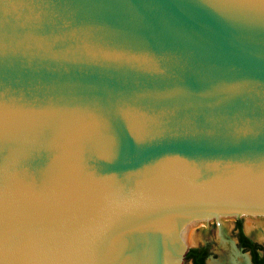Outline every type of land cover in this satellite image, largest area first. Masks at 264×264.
<instances>
[{
	"label": "water",
	"instance_id": "obj_1",
	"mask_svg": "<svg viewBox=\"0 0 264 264\" xmlns=\"http://www.w3.org/2000/svg\"><path fill=\"white\" fill-rule=\"evenodd\" d=\"M264 216V0H0V264H183Z\"/></svg>",
	"mask_w": 264,
	"mask_h": 264
},
{
	"label": "rangeland",
	"instance_id": "obj_2",
	"mask_svg": "<svg viewBox=\"0 0 264 264\" xmlns=\"http://www.w3.org/2000/svg\"><path fill=\"white\" fill-rule=\"evenodd\" d=\"M238 220L242 221L245 232L248 236L250 235L246 230L247 224H251L252 226L261 224L264 229V216L242 217ZM234 224V218H222L219 221L200 222L189 230L187 240L191 236V238L193 237V241L191 243L188 241V244L191 248L209 245L211 247L212 255L208 260V264L218 262L222 258L233 259L235 261H240L242 258V260L246 259L248 260V263L251 264L248 253L241 251L237 245ZM250 237L253 238L252 236ZM253 239L257 243L264 244V240L260 241L256 238ZM183 264L191 263L184 261Z\"/></svg>",
	"mask_w": 264,
	"mask_h": 264
},
{
	"label": "trees",
	"instance_id": "obj_3",
	"mask_svg": "<svg viewBox=\"0 0 264 264\" xmlns=\"http://www.w3.org/2000/svg\"><path fill=\"white\" fill-rule=\"evenodd\" d=\"M237 227L240 230V235L243 238L242 240V246L245 245L246 248H249L250 250H253L254 252V257L256 256L257 258V253L255 252L258 248L259 245L251 242L243 233L242 231V222L238 221ZM244 247V246H243ZM255 250V251H254ZM210 254L206 251L204 248H191L187 255H186V262H192L193 264H206V260L208 259ZM256 259H254L255 261ZM255 264H264V259L260 261V263L254 262Z\"/></svg>",
	"mask_w": 264,
	"mask_h": 264
},
{
	"label": "flooded vegetation",
	"instance_id": "obj_4",
	"mask_svg": "<svg viewBox=\"0 0 264 264\" xmlns=\"http://www.w3.org/2000/svg\"><path fill=\"white\" fill-rule=\"evenodd\" d=\"M238 221H240V222H242L241 220H235V224H234V232H235V236H236V240H237V245H238V247L241 249V251H243L244 253H248V255H249V257H250V262H251V264H255L254 262H256V260H257V263H260V261L262 260V259H264V244H260V243H257L253 238H256V237H254V236H252L251 234H249L250 236H252L253 238H251L250 236H248L247 234H246V232H245V228H244V225H243V223H242V225H243V227H242V231H243V233H244V235L251 241V242H253V243H255V244H257V245H259V248L255 251L256 253H257V258H256V256L254 257V252H253V250H250L249 248H246V246L245 245H243L242 246V237H241V235H240V230L238 229V227H237V223H238ZM246 230H247V227H246ZM248 232V231H247ZM257 239V238H256ZM259 240V239H258ZM261 241V240H260ZM198 248H205L206 249V251L208 252V254H210L209 255V257H208V259L206 260V264H208V260H209V258L211 257V247L209 246V245H204V246H201V247H198ZM254 259H256L255 261H254ZM191 264H193L192 262H190Z\"/></svg>",
	"mask_w": 264,
	"mask_h": 264
},
{
	"label": "bare ground",
	"instance_id": "obj_5",
	"mask_svg": "<svg viewBox=\"0 0 264 264\" xmlns=\"http://www.w3.org/2000/svg\"><path fill=\"white\" fill-rule=\"evenodd\" d=\"M246 227H247V231H248L249 234H251L252 236L256 237L259 240H264V229L262 228L261 224H257L256 226H252L251 224H247ZM188 241H189V243H191L193 241V237L191 238V236H190L188 238ZM225 257H227V256H225ZM212 264H249V263H248V260H246V259L242 260V258H241L240 261H235L233 259L222 258L218 262H214Z\"/></svg>",
	"mask_w": 264,
	"mask_h": 264
}]
</instances>
